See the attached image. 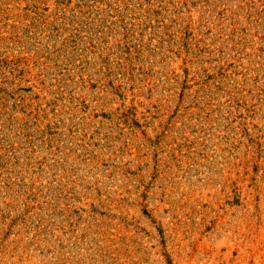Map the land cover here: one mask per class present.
I'll list each match as a JSON object with an SVG mask.
<instances>
[{
  "label": "rangeland",
  "instance_id": "1",
  "mask_svg": "<svg viewBox=\"0 0 264 264\" xmlns=\"http://www.w3.org/2000/svg\"><path fill=\"white\" fill-rule=\"evenodd\" d=\"M0 264H264V0H0Z\"/></svg>",
  "mask_w": 264,
  "mask_h": 264
}]
</instances>
